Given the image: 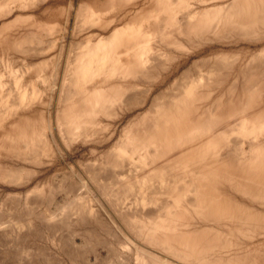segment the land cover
<instances>
[{"label": "bare ground", "instance_id": "bare-ground-1", "mask_svg": "<svg viewBox=\"0 0 264 264\" xmlns=\"http://www.w3.org/2000/svg\"><path fill=\"white\" fill-rule=\"evenodd\" d=\"M81 148L88 168L48 174ZM10 187L0 229L64 227L77 264L106 229L136 264H264V0H0Z\"/></svg>", "mask_w": 264, "mask_h": 264}, {"label": "rangeland", "instance_id": "rangeland-1", "mask_svg": "<svg viewBox=\"0 0 264 264\" xmlns=\"http://www.w3.org/2000/svg\"><path fill=\"white\" fill-rule=\"evenodd\" d=\"M84 1H86V0H74V7L75 8L78 7ZM93 1H95V0H93ZM96 1L104 2V0H96ZM67 2H68V0H62V5L65 6L67 4ZM55 10H56V8L53 6L51 9H48V10H43V11L40 10L38 12V14H39L38 21L39 20H45V18L47 16L51 15ZM72 22H73V19H71V23ZM26 24L27 23L17 22V24H15V27L22 28ZM68 35H70L69 31H68ZM67 42H70V36H68V39L65 42L66 48L69 45V43H67ZM78 42H80V41L76 40L73 43L76 44ZM74 44L71 47L72 49L74 48ZM65 53L67 54V51ZM63 60H65V56H64ZM19 65L20 64H18L16 62L14 69L15 70L18 69ZM107 148H108V146H107ZM99 152H100V149H98L96 151V153L91 154V153H89L88 150L81 148L80 150H77L76 152L72 153L69 158L63 159L59 163L57 162L58 164L56 163L55 166H52L48 170V174L53 175L56 172H59V176H61L62 173L67 172L69 170V167H73L76 170H82L83 169V171H84L86 168H88L87 167L88 165H86V164L93 162V160L95 158H97V155L100 154ZM7 189H10L9 191L6 190L8 192L7 194H10L11 196L13 195L14 197L6 198L4 196L6 194V191H5V189L3 190V192L1 194H3V193H5V194L0 196V214H5L4 212L9 211V210L15 211L17 209V207L19 206V205H17V204H19L18 202L23 201V197L18 195V194H20L19 190L12 189L11 187L7 188ZM78 193L79 194L77 195V197L85 196V194L82 192V190L78 191ZM76 201L77 200L74 198V196L69 197V196H64L63 194L58 195L57 197H55V199L52 203L53 205H51L50 208L52 210L57 209V207H59V206L60 207L66 206L68 208L69 204H70V206L78 204ZM14 203L17 206H15ZM9 206H11V207H9ZM13 213H12V215L15 214V213L14 214ZM23 227H25V228L22 231H20V233H22V234L19 233L18 235H16V232H14V231H16V228L14 225L0 229V262H1L0 264H2V263L3 264H42V263L47 264L48 262H49L48 264H72V263L77 264V261L76 262L73 261V258H72V260H70L71 257L66 252L67 249L69 248V246H67L68 245L67 242L69 241V239H70L69 235H71V234H69L70 232H67V230L64 227H61V228L54 231L51 229L48 230V228L45 225H40L39 226V237L36 238L35 240L31 234V232L29 233L28 226L24 225ZM14 228H15V230H14ZM85 228L86 227H84V229ZM9 230H11V231H9ZM2 231L4 233H7V234H4ZM23 231L24 232L27 231V232L24 233ZM51 231H53V232L51 233ZM13 232L15 233V235ZM7 235H9V236H7ZM15 236H16V238H15ZM51 236H52V238H51ZM89 237H91V236H89ZM89 237L88 238L84 237V236L74 237L75 244L78 246L77 248L79 249V250L77 249V251H79V252H77V251H76L77 253L75 252L76 255L74 254V256H75L74 259L78 258V260H79L80 258H82L84 256V257L88 258L90 264H127V263L128 264H136L135 255L133 254L132 251L130 252V250H128V252H130V253H128L126 251V249L123 248V246H125L124 245L125 242H123L124 240H122V238L120 236H118L117 234L116 235H115V233L111 234L110 231L108 229H106L105 231L98 232V234L96 233V236L93 238L92 237L89 238ZM104 237H105V240H104ZM31 238H33V239L31 240ZM94 238H95V240L96 239L97 240L95 241ZM26 239H28V240H26ZM90 240L92 241V243ZM52 241H54L55 243L54 242L52 243ZM110 241H111V243H110ZM115 241H116V243H115ZM103 242H105L104 243L105 245L103 244ZM23 243H24V245H23ZM108 245L109 246L111 245V247H108ZM112 246H114V247L112 248ZM90 248H92V249H90ZM86 251H88V252H86ZM37 252H39L40 254H37ZM119 258H121V259L119 260Z\"/></svg>", "mask_w": 264, "mask_h": 264}]
</instances>
